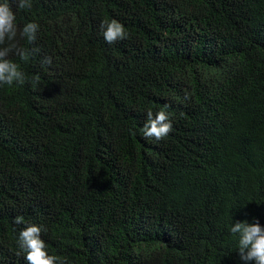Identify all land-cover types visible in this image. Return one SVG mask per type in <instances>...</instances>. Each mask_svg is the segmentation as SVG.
Wrapping results in <instances>:
<instances>
[{
	"label": "trees",
	"instance_id": "16d2710c",
	"mask_svg": "<svg viewBox=\"0 0 264 264\" xmlns=\"http://www.w3.org/2000/svg\"><path fill=\"white\" fill-rule=\"evenodd\" d=\"M113 18L128 35L107 44ZM17 19L40 52L0 87V264H26L16 215L70 264H242L226 226H264V0H34ZM164 104L172 131L144 139Z\"/></svg>",
	"mask_w": 264,
	"mask_h": 264
},
{
	"label": "clouds",
	"instance_id": "9594fccd",
	"mask_svg": "<svg viewBox=\"0 0 264 264\" xmlns=\"http://www.w3.org/2000/svg\"><path fill=\"white\" fill-rule=\"evenodd\" d=\"M34 0H0V87L9 88L20 86L29 81V77L22 69L21 64L27 63L40 52L38 47H24L19 42L34 45L40 30L35 20L19 23L17 13L30 11ZM100 34L105 43L127 39L124 25L116 19L101 20ZM15 57L16 59H13ZM42 66L52 63L51 57H41ZM40 76H31V86L35 88ZM184 99H188L185 94ZM169 106L164 104L153 113L151 109L144 112V121L140 125L144 139L160 141L172 131ZM130 134H135L130 130ZM14 225H21L15 235L16 255L22 254L26 264H70L66 256L51 254L45 239L42 236L43 226L31 223L22 215L12 219ZM227 232L235 241V250L242 264H264V226L255 217L251 220L233 221L230 213L227 223Z\"/></svg>",
	"mask_w": 264,
	"mask_h": 264
}]
</instances>
